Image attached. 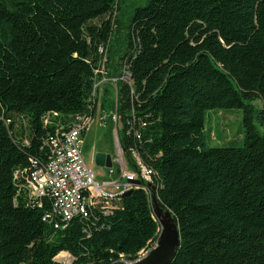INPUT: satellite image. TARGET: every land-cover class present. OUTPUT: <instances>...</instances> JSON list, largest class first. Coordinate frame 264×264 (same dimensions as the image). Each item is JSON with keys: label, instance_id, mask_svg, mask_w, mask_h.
<instances>
[{"label": "trees", "instance_id": "obj_1", "mask_svg": "<svg viewBox=\"0 0 264 264\" xmlns=\"http://www.w3.org/2000/svg\"><path fill=\"white\" fill-rule=\"evenodd\" d=\"M99 103L151 180L65 221L26 182ZM220 112L241 114L242 141L210 144ZM258 125L264 0H0V264L135 261L158 241L152 196L179 231L169 264H264Z\"/></svg>", "mask_w": 264, "mask_h": 264}, {"label": "built area", "instance_id": "obj_2", "mask_svg": "<svg viewBox=\"0 0 264 264\" xmlns=\"http://www.w3.org/2000/svg\"><path fill=\"white\" fill-rule=\"evenodd\" d=\"M77 119L71 129H63L48 140L51 152L49 162L36 167L26 182L31 197L40 198L50 194L54 198L55 209L65 221L75 216H87L91 206H102L104 211L109 212L113 208V201L139 186L134 182L150 181L152 173L136 154L133 159L138 172L131 170L120 145L117 159L120 177L116 180H98L83 153L84 134L90 131L95 120ZM156 244L145 249L140 256L147 254Z\"/></svg>", "mask_w": 264, "mask_h": 264}, {"label": "rangeland", "instance_id": "obj_3", "mask_svg": "<svg viewBox=\"0 0 264 264\" xmlns=\"http://www.w3.org/2000/svg\"><path fill=\"white\" fill-rule=\"evenodd\" d=\"M131 1L139 2V0ZM111 86L112 89H110V99L114 100L116 96V91L114 88L115 84L112 83ZM100 96H102V92L100 93ZM257 105H261V103L258 102ZM103 114L105 117L102 115L99 103L94 125L90 131L84 135L83 153L85 161L95 171L98 180H116L119 178L118 170H120V165L117 163L119 146L116 144L118 128L116 127L117 125H114L115 128L111 131V123L104 120L105 118L108 119L113 117L110 109L106 108L103 110ZM113 119H115V116ZM210 124L213 131L216 132V136L213 135L214 138L210 141L212 146L221 145L229 140H238V138H240L239 134L243 130L241 114L239 115L238 113H212V116H210ZM258 128L261 134H264V126L258 125ZM239 141H242V137L239 139ZM97 152H104L105 154L110 155L113 161V168L108 169L107 167H98L94 160V155ZM56 260L61 264H70L72 257L69 253L64 252L58 255Z\"/></svg>", "mask_w": 264, "mask_h": 264}, {"label": "water", "instance_id": "obj_4", "mask_svg": "<svg viewBox=\"0 0 264 264\" xmlns=\"http://www.w3.org/2000/svg\"><path fill=\"white\" fill-rule=\"evenodd\" d=\"M116 144L117 146H120L118 133ZM94 160L98 167H107L108 169L113 168L111 156L104 152H97L94 155ZM134 184L141 185V181H136ZM130 192L131 190L123 194V196L128 195ZM152 203L154 207V215L160 224V233L156 246L135 261H120L117 264H169L175 256L176 248L180 242L177 225L170 212L161 208L154 196H152Z\"/></svg>", "mask_w": 264, "mask_h": 264}]
</instances>
